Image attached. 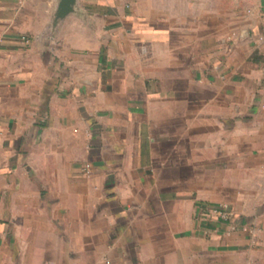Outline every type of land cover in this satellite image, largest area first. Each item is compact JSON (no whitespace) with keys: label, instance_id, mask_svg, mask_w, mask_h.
I'll use <instances>...</instances> for the list:
<instances>
[{"label":"crops","instance_id":"0c3cea01","mask_svg":"<svg viewBox=\"0 0 264 264\" xmlns=\"http://www.w3.org/2000/svg\"><path fill=\"white\" fill-rule=\"evenodd\" d=\"M61 4L0 0V264H264V0Z\"/></svg>","mask_w":264,"mask_h":264},{"label":"built area","instance_id":"2783aa9c","mask_svg":"<svg viewBox=\"0 0 264 264\" xmlns=\"http://www.w3.org/2000/svg\"><path fill=\"white\" fill-rule=\"evenodd\" d=\"M86 172H89V165L85 168ZM212 215L224 223L232 222V212L225 204H219L210 209Z\"/></svg>","mask_w":264,"mask_h":264},{"label":"water","instance_id":"95a60500","mask_svg":"<svg viewBox=\"0 0 264 264\" xmlns=\"http://www.w3.org/2000/svg\"><path fill=\"white\" fill-rule=\"evenodd\" d=\"M73 3H74V0H62L61 5H62L63 12H68Z\"/></svg>","mask_w":264,"mask_h":264}]
</instances>
